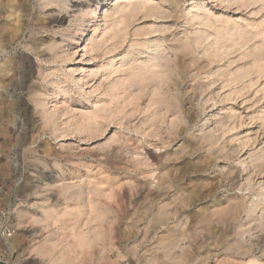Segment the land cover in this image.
<instances>
[{
  "label": "rangeland",
  "instance_id": "1",
  "mask_svg": "<svg viewBox=\"0 0 264 264\" xmlns=\"http://www.w3.org/2000/svg\"><path fill=\"white\" fill-rule=\"evenodd\" d=\"M105 4L0 0V264H264V0Z\"/></svg>",
  "mask_w": 264,
  "mask_h": 264
},
{
  "label": "bare ground",
  "instance_id": "2",
  "mask_svg": "<svg viewBox=\"0 0 264 264\" xmlns=\"http://www.w3.org/2000/svg\"><path fill=\"white\" fill-rule=\"evenodd\" d=\"M109 2H110V0H106V4H105V6H109V5H110ZM85 4H86V3H85ZM85 4H84V3H81V4H79V5L76 4L75 6H77V7H82V6H86V5H87V4H86V5H85ZM95 4H96V3H95ZM108 4H109V5H108ZM93 5H94V4H93ZM89 7H90V6H89ZM98 8H99V7H98V5H97V7H95L94 10H90V11L84 12L83 15H82L83 19L86 18V17H89V16H95V17H96V16L98 15ZM177 48H178V47H177ZM177 48H176V49H177ZM178 50L180 51V48H178ZM178 50H176L177 53H178ZM182 50H183V49H182ZM180 52H181V51H180ZM182 57H184V56L182 55L181 58H182ZM181 58H180V59H181ZM172 61H173V60H172ZM177 61H178V59L176 60V62H177ZM179 61H180V60H179ZM183 61H184V60H183ZM169 62H170V60H169ZM168 64H169V63H168ZM177 64H178V63H177ZM180 64H182V63L179 62V65H180ZM170 66H171V65H170ZM181 66H182V65H181ZM161 67H163V69H164V67H168V65H162V64H161ZM172 68L174 69V67H172ZM172 68H171V70H172ZM178 68H180V67H178ZM182 68H183V66H182ZM166 69H167V68H166ZM181 70H182V69H181ZM183 70H184V69H183ZM166 71H167V70H166ZM168 71H169V69H168ZM168 71H167V72H168ZM176 71H177L178 73L181 74V72H179V69H178V70L176 69ZM74 72H75V71H74ZM169 72H170V71H169ZM164 73H165V71H164ZM164 73H163V74H164ZM49 97H50V96H49ZM52 98H53V100L55 99V100L57 101L58 96H57V95H53ZM37 99H38V98H37ZM51 101H52V100H51ZM40 103H41V102H40ZM39 105H40V104H39ZM45 107H46V106H45ZM56 108H57V107H56ZM46 109L48 110V108H46ZM46 109H45V110H46ZM50 109H51V108H50ZM51 110H52V109H51ZM53 110H54V109H53ZM46 112H48V111H46ZM50 112H51V111H50ZM51 113H52V112H51ZM55 113H56V112H55ZM45 114H46V113H45ZM53 114H54V111H53ZM53 114H52V115H53ZM56 114H57V113H56ZM60 115H61V114H60ZM44 116H46V115H44ZM50 116H51V115H50ZM58 116H59V115H58ZM55 117H57V116H54L53 118H55ZM47 118H48V116H47ZM50 118H51V117H50ZM60 118H61V117H60ZM46 120H47V119H46ZM51 120H52V119H51ZM51 120H50V121H51ZM47 122H49V121H47ZM51 122L53 123L54 120L51 121ZM51 122H50V123H51ZM56 123H57V121H56ZM54 124H55V123H54ZM57 124H58V123H57ZM66 124H68V123H66ZM86 124H87V123H86ZM48 125H52V124H48ZM55 125H56V124H55ZM62 125H63V124H62ZM64 125H65V124H64ZM58 126H59V125H58ZM83 126H84V125H83ZM67 127H68V126H67ZM72 127H73V126H72ZM84 127H85V126H84ZM89 127H90V126H89ZM89 127H88V125H87V128L90 130ZM59 128H62V127H59ZM87 128H86V129H87ZM69 129H71V128H69ZM69 129H68V130H69ZM74 129H76V128H74ZM88 129H87V130H88ZM71 130H72V129H71ZM81 130H82V129H81ZM89 130H88V132H89ZM60 131H61V130H60ZM90 131H91V130H90ZM84 132H85V131H84ZM58 133H59V132H58ZM86 133H87V132H86ZM67 135H68V134H67ZM69 135H70V134H69ZM67 137H68V136H67ZM59 138H60V137H59ZM70 138H71V137H70ZM244 163H245V162H244ZM259 167H260V166H259ZM245 169H246V171H249V169H247V167H246ZM261 171H262V170H261ZM249 178H250V177H248V179H249ZM160 185H161V184H160ZM157 187H158V186H157ZM157 187H156V188H157ZM98 188H99V187H98ZM161 188H162V187H161ZM66 190H68V189L66 188ZM99 190H100V189H99ZM263 190H264V188H263ZM84 191H85V190H83V192H84ZM96 191H97V188H96ZM64 192H65V191H64ZM64 192H63V193H64ZM66 192H67V191H66ZM66 192H65V193H66ZM77 192H78V191H77ZM83 192H82V193H83ZM99 192H100V191H98V193H99ZM82 193L80 192V194H82ZM95 193H96V192H95ZM98 193H97V195H98ZM102 193H103V190H102ZM74 194H76V193H74ZM80 194H79V195H80ZM86 194H87V193H86ZM89 194H90V193H89ZM99 194H100V193H99ZM76 195H77V194H76ZM79 195H78V196H79ZM82 195H83V194H82ZM74 196H75V195H74ZM83 196H84V195H83ZM83 196H82V198H83ZM85 196H86V195H85ZM99 196H100V195H99ZM76 197H77V196H76ZM74 198H75V197H74ZM74 198H73V199H74ZM86 198H87V196H86ZM83 199H84V198H83ZM78 200H79V199H78ZM84 201H86V200H84ZM90 202H93V200L90 201ZM90 202H89L90 207L94 206L95 201L93 202V205H92V206H91V203H90ZM86 205H87V204H86ZM254 205H255V204H254ZM256 206H257V205H256ZM254 207H255V206H254ZM84 208L86 209L87 207H85V205H84ZM93 208L97 209L98 207L96 208V206H95V207H93ZM93 208H92L93 211H95V212L98 211V210H94ZM252 208H253V207H252ZM87 209H89V208H87ZM224 209H225V208H224ZM226 209H227V208H226ZM231 209H232V208H231ZM217 210H218V208H217ZM227 210H228V209H227ZM253 210H254V209H253ZM215 211H216V210H215ZM84 212H85V210H84ZM220 212H221V211H220ZM229 212H231V211H229ZM254 212H255V210H254ZM93 213H94V212H93ZM100 213H101V212H100ZM100 213H99V214H100ZM217 213H219V212L217 211ZM223 213H224V212H223ZM63 214H64V213H63ZM101 214H102V213H101ZM101 214H100L99 216H101ZM64 215H65V214H64ZM95 215H96V214H95ZM97 216H98V214H97ZM206 221H207V220H206ZM263 221H264V220H263ZM260 222H261V221H260ZM262 223H263V222H262ZM262 223H261V226H262ZM250 247H251V246H250ZM250 249H251V248H250Z\"/></svg>",
  "mask_w": 264,
  "mask_h": 264
},
{
  "label": "built area",
  "instance_id": "3",
  "mask_svg": "<svg viewBox=\"0 0 264 264\" xmlns=\"http://www.w3.org/2000/svg\"><path fill=\"white\" fill-rule=\"evenodd\" d=\"M11 219V213L3 211L0 213V239H10L15 233L14 226L9 222ZM5 222L6 224H2Z\"/></svg>",
  "mask_w": 264,
  "mask_h": 264
}]
</instances>
